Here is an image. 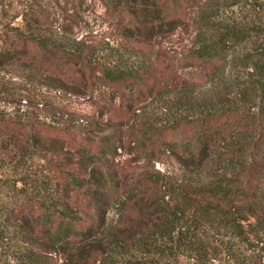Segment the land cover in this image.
Masks as SVG:
<instances>
[{"label": "trees", "instance_id": "obj_1", "mask_svg": "<svg viewBox=\"0 0 264 264\" xmlns=\"http://www.w3.org/2000/svg\"><path fill=\"white\" fill-rule=\"evenodd\" d=\"M42 1L0 23V264H264V0H101L100 39Z\"/></svg>", "mask_w": 264, "mask_h": 264}, {"label": "rangeland", "instance_id": "obj_2", "mask_svg": "<svg viewBox=\"0 0 264 264\" xmlns=\"http://www.w3.org/2000/svg\"><path fill=\"white\" fill-rule=\"evenodd\" d=\"M17 1L20 0H0V23L6 22L12 18L14 14L18 12L20 9V5L17 4ZM27 1V0H26ZM44 5L51 11V18H53V31H57L61 33V18L62 12L64 9H70V13H77V22H75L74 32H79L80 35H84L89 38H94L96 34H100L101 36L109 37V32L111 30L109 19L106 15V9L101 0H83V2H78L77 0H43ZM13 3V4H12ZM10 6V7H9ZM16 24H20L19 19H16L14 22ZM109 28V30H108ZM108 31V32H107ZM102 33V34H101ZM194 37V32L192 33V28L187 30L186 32H179L175 36L169 38L166 43L167 46L172 48V51L178 53V57L185 55L191 48L192 39ZM4 74H0L3 77ZM8 79V76H6ZM14 81V79H12ZM61 94V93H60ZM48 97L53 102L59 105H69L71 111H77L82 113L92 114L96 109L95 107L87 102H83L82 100H73L75 102L69 103L67 99H62L63 94L61 96L56 91L51 90L48 92ZM3 100H0V106H3ZM96 120V119H95ZM156 169L162 170L163 166L156 164ZM194 262L191 260L180 259V264H193ZM207 263V262H206ZM218 261H214V264H217ZM209 264V263H207Z\"/></svg>", "mask_w": 264, "mask_h": 264}]
</instances>
